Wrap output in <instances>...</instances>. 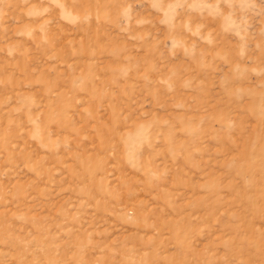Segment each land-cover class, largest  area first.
Returning <instances> with one entry per match:
<instances>
[{
	"label": "rangeland",
	"instance_id": "374dc122",
	"mask_svg": "<svg viewBox=\"0 0 264 264\" xmlns=\"http://www.w3.org/2000/svg\"><path fill=\"white\" fill-rule=\"evenodd\" d=\"M0 264H264V0H0Z\"/></svg>",
	"mask_w": 264,
	"mask_h": 264
}]
</instances>
